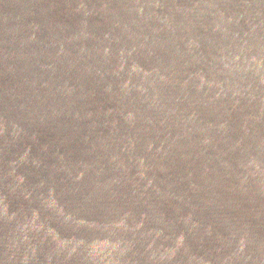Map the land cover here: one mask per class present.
I'll list each match as a JSON object with an SVG mask.
<instances>
[{
  "label": "water",
  "instance_id": "1",
  "mask_svg": "<svg viewBox=\"0 0 264 264\" xmlns=\"http://www.w3.org/2000/svg\"><path fill=\"white\" fill-rule=\"evenodd\" d=\"M0 264H264V0H0Z\"/></svg>",
  "mask_w": 264,
  "mask_h": 264
}]
</instances>
